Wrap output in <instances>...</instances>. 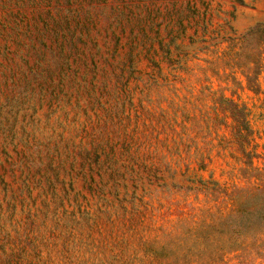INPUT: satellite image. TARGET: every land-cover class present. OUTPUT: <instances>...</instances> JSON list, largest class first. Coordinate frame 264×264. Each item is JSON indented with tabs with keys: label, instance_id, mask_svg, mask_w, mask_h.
<instances>
[{
	"label": "rangeland",
	"instance_id": "rangeland-1",
	"mask_svg": "<svg viewBox=\"0 0 264 264\" xmlns=\"http://www.w3.org/2000/svg\"><path fill=\"white\" fill-rule=\"evenodd\" d=\"M259 23L264 0H0V264H209L201 210L264 187Z\"/></svg>",
	"mask_w": 264,
	"mask_h": 264
},
{
	"label": "trees",
	"instance_id": "trees-1",
	"mask_svg": "<svg viewBox=\"0 0 264 264\" xmlns=\"http://www.w3.org/2000/svg\"><path fill=\"white\" fill-rule=\"evenodd\" d=\"M247 36L256 37L259 43H264V23L252 27ZM258 56H256L255 63H259ZM248 77L249 75H247ZM230 103L231 115L237 121L238 126L244 124L245 115L242 111L237 110V104L231 101ZM241 134L240 131L237 136H241ZM244 135L246 134L244 133ZM244 196L246 202L255 201L256 205L234 208L233 211L226 214L211 213L208 208L201 210L206 214L210 212L209 215L212 218V222L206 223L203 227L206 232L210 231V236H213L209 246L203 247L210 253L209 264H217L218 261H222L229 255H233V257L249 255L252 259L254 256L264 257V187L257 191L246 192ZM217 236L219 238H216Z\"/></svg>",
	"mask_w": 264,
	"mask_h": 264
}]
</instances>
